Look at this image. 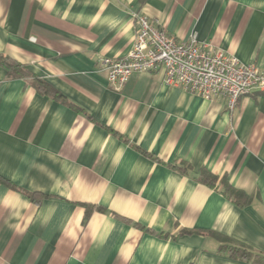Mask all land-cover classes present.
I'll return each mask as SVG.
<instances>
[{
    "label": "crops",
    "instance_id": "crops-1",
    "mask_svg": "<svg viewBox=\"0 0 264 264\" xmlns=\"http://www.w3.org/2000/svg\"><path fill=\"white\" fill-rule=\"evenodd\" d=\"M133 13L264 74V0H0V56L60 95L0 66V264H264V92L229 110L162 70L111 90Z\"/></svg>",
    "mask_w": 264,
    "mask_h": 264
},
{
    "label": "built area",
    "instance_id": "built-area-1",
    "mask_svg": "<svg viewBox=\"0 0 264 264\" xmlns=\"http://www.w3.org/2000/svg\"><path fill=\"white\" fill-rule=\"evenodd\" d=\"M135 37L131 49L120 58L99 59L108 87L118 92L133 73L163 71L164 83L177 86L205 100L224 97L229 110L239 98L264 92V74L195 36L175 41L157 21L133 13Z\"/></svg>",
    "mask_w": 264,
    "mask_h": 264
},
{
    "label": "trees",
    "instance_id": "trees-1",
    "mask_svg": "<svg viewBox=\"0 0 264 264\" xmlns=\"http://www.w3.org/2000/svg\"><path fill=\"white\" fill-rule=\"evenodd\" d=\"M0 66L5 70L7 78L15 79V78H21V77H25V78L32 77L33 85L40 93L47 95L51 98H60V95L51 86H49L43 81L37 80L29 72L25 71L23 67H21V65L17 64L11 59L4 57V56H0ZM179 170L182 171L183 169L180 168ZM199 182L209 187H213L217 183V178L211 175L210 173L203 171L199 176ZM224 187H225L223 190L224 196L227 199L235 202V196L238 197L239 192H236L235 190L228 187L227 185H224ZM24 194L31 201H35V197L38 196L37 193H32V192H27V191ZM84 208H85V216H84L83 222L85 223L87 218L89 217V214L91 213L92 207L84 205ZM183 233L189 234L190 232L185 231ZM162 236H166V234H162ZM217 238H219L220 240H223V238L220 236H217ZM225 248H226V251L229 252L231 257H238L241 259H249L251 257V254L247 252L246 249L243 248L242 246L227 245L225 246Z\"/></svg>",
    "mask_w": 264,
    "mask_h": 264
}]
</instances>
